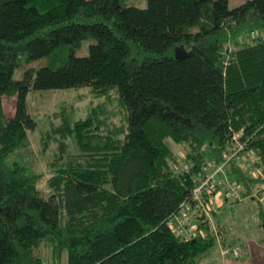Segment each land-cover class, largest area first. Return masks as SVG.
I'll return each instance as SVG.
<instances>
[{"label": "trees", "instance_id": "trees-1", "mask_svg": "<svg viewBox=\"0 0 264 264\" xmlns=\"http://www.w3.org/2000/svg\"><path fill=\"white\" fill-rule=\"evenodd\" d=\"M146 1L0 0V264H198L217 238L236 245L222 219L244 200L264 246V0ZM87 39L88 54L74 55ZM80 87L101 101L83 119L52 114L42 195V174L4 157L35 130L30 91ZM234 135L248 152L225 165L237 196L211 211L217 232L202 215L183 240L166 220Z\"/></svg>", "mask_w": 264, "mask_h": 264}, {"label": "rangeland", "instance_id": "rangeland-1", "mask_svg": "<svg viewBox=\"0 0 264 264\" xmlns=\"http://www.w3.org/2000/svg\"><path fill=\"white\" fill-rule=\"evenodd\" d=\"M245 1L247 0H228V6L232 8ZM124 2L127 6H136L140 8H144L147 5L146 0H124ZM91 43H94L93 39L82 41L81 45L75 49L74 55L86 56L88 54V47ZM48 61V57L40 58L32 62L21 61L13 73V78L18 80L22 78L25 70L38 69L47 65ZM90 90V87L35 90L30 91L27 96L28 111L36 121L35 130L28 133L24 146L14 149L4 157V163L11 167L17 162L28 166L30 170L37 174H42V177L38 181V189L41 191L42 195L49 193L46 186V180L49 176L47 163L52 159L54 145H51L47 151H39L41 148V137L50 129L51 124L58 123V121L52 117V114L61 107L64 108V112L72 120L85 118L89 108L101 101V99L96 98ZM115 101L116 99H113V102ZM2 104L5 114L7 116L12 115L14 111V98L3 97ZM173 149L180 156L183 155L184 151L181 146H173ZM218 191L220 192L221 190L218 189ZM223 199L224 193L221 191L220 195L213 199L214 203L212 210L215 208L218 209L219 206L222 207ZM247 204V200L242 201L234 215L229 216L227 214V216L222 219V221L224 220L226 222L224 226L227 228L226 230L223 229V235L226 236V238L229 236V240H235V242H237L235 244L242 245L244 250L243 253L238 257L232 256L231 253L228 252L230 246L224 247L219 245L222 244L221 239L217 238L219 243L217 242L198 264H247L251 259L252 262L249 264H264V253L262 254L263 260H261L260 252L256 247V244L257 246L261 245L258 242L261 236V229L256 225V220L251 218L255 213L246 208ZM252 204L254 205V203ZM247 207L250 208L249 205H247ZM219 212L220 211H217L216 213L219 214ZM209 215L211 227L217 232L218 225L216 219L212 216L211 212ZM220 215L222 214L220 213Z\"/></svg>", "mask_w": 264, "mask_h": 264}, {"label": "built area", "instance_id": "built-area-1", "mask_svg": "<svg viewBox=\"0 0 264 264\" xmlns=\"http://www.w3.org/2000/svg\"><path fill=\"white\" fill-rule=\"evenodd\" d=\"M237 138V135L233 136L237 147L229 153H225L222 162L210 164L199 178V183L192 189L189 197L183 200L179 204L178 210L167 218V227L181 239H193L201 233L198 228L200 216L204 215V218L211 221L209 213L213 208V199L220 195L221 191L219 192L218 189L221 186L226 187L225 196L233 198L237 196V186L227 178L225 173V165L231 158L238 155L236 164H240L242 155H248L244 145L241 142H237ZM204 218L201 219L204 221ZM243 251L242 245L236 244L229 248L228 252L232 256L238 257Z\"/></svg>", "mask_w": 264, "mask_h": 264}, {"label": "water", "instance_id": "water-1", "mask_svg": "<svg viewBox=\"0 0 264 264\" xmlns=\"http://www.w3.org/2000/svg\"><path fill=\"white\" fill-rule=\"evenodd\" d=\"M185 54L184 50H181L180 48H175V57L176 58H182Z\"/></svg>", "mask_w": 264, "mask_h": 264}, {"label": "crops", "instance_id": "crops-1", "mask_svg": "<svg viewBox=\"0 0 264 264\" xmlns=\"http://www.w3.org/2000/svg\"><path fill=\"white\" fill-rule=\"evenodd\" d=\"M218 197V196H217ZM218 207V206H217ZM259 245V244H258ZM256 247H257V249H258V251L260 252V259L261 260H263V256H262V254L264 253V247H262L261 245H259V246H257V244H256ZM263 251V252H262ZM252 256V255H251ZM250 257V256H249ZM252 262V259L247 263V264H249V263H251Z\"/></svg>", "mask_w": 264, "mask_h": 264}]
</instances>
